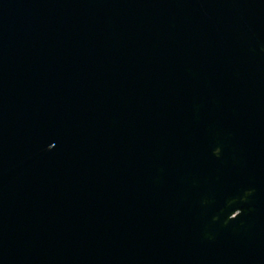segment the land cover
Returning <instances> with one entry per match:
<instances>
[{
    "label": "water",
    "instance_id": "water-1",
    "mask_svg": "<svg viewBox=\"0 0 264 264\" xmlns=\"http://www.w3.org/2000/svg\"><path fill=\"white\" fill-rule=\"evenodd\" d=\"M0 264H264V0H0Z\"/></svg>",
    "mask_w": 264,
    "mask_h": 264
}]
</instances>
